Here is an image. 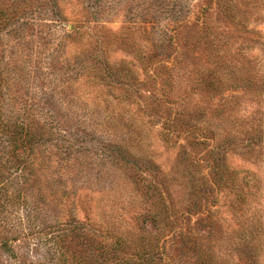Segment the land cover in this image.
I'll use <instances>...</instances> for the list:
<instances>
[{"label":"rangeland","instance_id":"rangeland-1","mask_svg":"<svg viewBox=\"0 0 264 264\" xmlns=\"http://www.w3.org/2000/svg\"><path fill=\"white\" fill-rule=\"evenodd\" d=\"M26 2L2 88L50 128L33 198L69 250L264 264V0Z\"/></svg>","mask_w":264,"mask_h":264},{"label":"trees","instance_id":"trees-1","mask_svg":"<svg viewBox=\"0 0 264 264\" xmlns=\"http://www.w3.org/2000/svg\"><path fill=\"white\" fill-rule=\"evenodd\" d=\"M26 1L0 0V24L10 19L13 11L21 10ZM2 81L0 73V264H85L86 259L95 262L94 248L84 246L77 255L69 250L64 237L68 232L63 227L66 222L51 225L40 203L34 200L45 182L40 181L39 168L32 162L50 128L32 111L9 114ZM76 227L73 224L70 230ZM103 246L98 256L105 258V264L114 262L118 240ZM146 259L126 258L120 264H146Z\"/></svg>","mask_w":264,"mask_h":264}]
</instances>
